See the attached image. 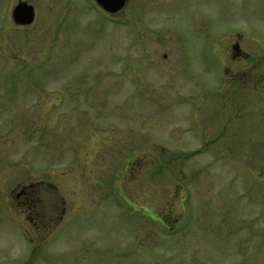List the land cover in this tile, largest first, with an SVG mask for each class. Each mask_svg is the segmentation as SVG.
Returning a JSON list of instances; mask_svg holds the SVG:
<instances>
[{
	"label": "rangeland",
	"instance_id": "1",
	"mask_svg": "<svg viewBox=\"0 0 264 264\" xmlns=\"http://www.w3.org/2000/svg\"><path fill=\"white\" fill-rule=\"evenodd\" d=\"M216 5L0 0V264H264V73Z\"/></svg>",
	"mask_w": 264,
	"mask_h": 264
},
{
	"label": "flooded vegetation",
	"instance_id": "2",
	"mask_svg": "<svg viewBox=\"0 0 264 264\" xmlns=\"http://www.w3.org/2000/svg\"><path fill=\"white\" fill-rule=\"evenodd\" d=\"M212 2L220 5H224L226 9L225 18L227 20V31L229 34V53L235 60H245L248 62V66L245 67L243 74H248L257 65L261 73H264V52H257L253 57L249 56L248 53L239 50L236 42L232 41L235 39L245 38L243 32L236 29L237 27H258L264 32V0H212ZM217 6V5H216ZM218 8H220L218 6ZM262 53V54H261ZM251 65V67H249ZM26 188L22 189L16 198H25ZM26 200V199H25Z\"/></svg>",
	"mask_w": 264,
	"mask_h": 264
},
{
	"label": "water",
	"instance_id": "3",
	"mask_svg": "<svg viewBox=\"0 0 264 264\" xmlns=\"http://www.w3.org/2000/svg\"><path fill=\"white\" fill-rule=\"evenodd\" d=\"M94 2L104 12L115 14L124 7L126 0H94ZM11 18L17 26L30 25L34 20V9L25 2H19L13 7Z\"/></svg>",
	"mask_w": 264,
	"mask_h": 264
}]
</instances>
